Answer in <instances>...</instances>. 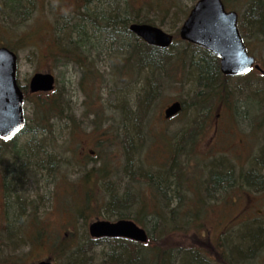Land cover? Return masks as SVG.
<instances>
[{
	"label": "rangeland",
	"instance_id": "374dc122",
	"mask_svg": "<svg viewBox=\"0 0 264 264\" xmlns=\"http://www.w3.org/2000/svg\"><path fill=\"white\" fill-rule=\"evenodd\" d=\"M11 1L0 0V4L8 6ZM97 1L99 0H95V2ZM35 2L33 10L26 18L15 19V14L11 17L5 11L3 17L5 16L7 21L5 23L0 21V44L10 43V45L17 48L16 53L19 57L18 78L21 85L29 86L30 79L36 72H51L56 77L55 89H58L61 93H66V97L68 96L71 99L73 114L69 124L66 121H60L59 118L50 116L49 122L53 125L47 122L43 125L45 128L42 124L39 127L40 122L38 124V120L41 119V111L38 108L39 100L43 103L47 99L54 98L56 94L54 92L41 93V97L31 95L30 99L24 104L28 130L31 133L20 135L16 139V144L19 147H25V144L34 137L37 141H41V151L43 153L52 152L54 154L57 144L65 147L68 143L70 148L75 150V153L73 161H41L40 172L35 165L26 164L24 159L16 160L19 164L12 167V163H16V161H12V156L9 152L7 153V150L3 151V158L0 161V225L2 226L0 227V242L1 240H7L8 243V241L16 240V237L25 234L36 236L37 238L32 244L14 243L18 247L24 246L25 251L31 252L29 258L25 261L26 264L44 259H51L56 264H66V257L61 255V248L77 243L84 245L90 239V223L97 219H105L103 204L100 206L95 198L88 207V209L92 207V210L88 213L87 209L84 217L79 216L78 212L72 210V207L77 205L82 190L89 186V184H85L88 170L99 166L101 161L107 160L108 167L110 165L114 166L113 172L116 169L120 171L117 174H110L108 171L105 176L111 178L106 179L107 182L104 186L108 187L109 190H118L120 196L126 192L130 194L129 191H132L134 200L141 196H152L154 191L157 190L147 185L146 175L151 173L155 179L160 178L162 180L161 185L174 180L171 171L169 173L168 171L163 172V170L169 168L167 164L175 158L171 157L167 151L169 148L177 150L178 142H183L188 133L193 131L200 113L193 108H190V110L188 108L185 114L180 112L174 118L165 119L164 110L176 100H183L191 105L190 103H193L195 93L198 90V82L191 74V82L187 85L175 84L173 86L169 83L170 86L167 89L164 86L165 84L158 81L156 78L157 72L153 69L152 77L157 79L156 87H159L158 100L153 105L150 104V108L147 110V119L142 120L141 127H135L137 130L135 132L137 149L132 154L131 150L127 151L125 145L118 140L115 144L113 142L110 151L108 148L110 138L108 139L109 136L105 131L109 130L107 123L109 117L113 116L110 114L111 110H116L115 116L120 117L117 114L118 111L122 110L120 113L123 116L124 111L131 112L136 109L137 97L142 88L145 73L141 72L140 76L136 75L132 83L122 79L107 83L97 80L88 86L82 83V71L76 68L77 65L74 62L64 63L62 60L51 58L48 55L51 38L55 35V32L58 33L56 29L57 22L61 23L63 17H71L72 20L77 19L79 17L78 13L73 10L82 3V0H36ZM187 2V0L179 1L182 5H187ZM247 2L245 0H228L230 9L236 10L240 14L239 24L243 23L242 15ZM188 4L191 6L189 2ZM182 9L187 11V8ZM83 11L84 8L78 12L83 13ZM181 14V11L178 13L177 10L173 9L165 16L157 17L163 24L158 25L159 23H157L156 26L175 35L174 44H176L166 49L168 51L185 47L184 42L186 41L180 38L179 28L188 15V11L183 18H181ZM4 24L8 26L9 32H5V29H3ZM243 27L244 31L241 32H243L249 52L256 57L259 64L264 68V42L256 43L254 39H251L250 33L252 31L248 30V25L244 26L243 24ZM28 36H30L33 45L27 44L25 48H21L25 44L19 45L17 40ZM64 36L66 37L67 34ZM94 40L97 47H93V42L90 41L91 45L88 46L87 50H90L92 55L96 56V62L100 70L105 72L107 76L113 68L120 69V67L127 64L128 55L119 52L116 46L111 45L112 43L108 41L104 33L103 36L100 34ZM252 78L253 76L245 79L232 78L229 82L235 94L229 99L230 105L228 106L226 101L217 102V106L215 104L216 108L212 111L213 115L210 114L208 117L212 124L197 139L193 150L195 154L200 153L205 157H209L208 162L196 166L195 162L199 161L196 157L187 160V157L184 156L180 159L183 162L186 160L192 161L190 166L184 167L186 175L198 176L199 179H195L194 183L197 181L205 197L208 195L206 187L209 188L211 185V183L208 184L207 179L215 171L223 170L221 164L225 163L226 168L247 172L250 163L254 161V157L261 155L260 150L264 147V109H261L260 105L264 98L262 93H258L261 89H256L262 83H257ZM107 79L113 80L114 78L107 77ZM82 85L85 86L86 90L93 91L94 89L95 94H87ZM93 85L94 87H92ZM235 106H237L236 111H234ZM75 110H77L78 116ZM96 110H100V117L95 114ZM121 119H123V122L125 121L124 117L119 120L121 121ZM128 125L127 129L121 125L118 130L123 133L127 131L130 134L132 123L130 122ZM52 139L56 140L55 143ZM104 139H106L105 142H101ZM100 143H102V146H98ZM67 155L70 156V153ZM131 155H133L131 161H134V163H132L131 168L129 167L126 170L125 166L127 163L130 164L131 161L128 160ZM232 161L236 166L233 165ZM52 162L57 165L56 169L55 167L50 168L49 165ZM158 170L162 171V174H155ZM5 173L7 179H9L8 181H10L7 187L4 180ZM167 179L168 181H166ZM94 188L97 190H94L92 196L94 195L93 197L97 199L101 198L103 202L106 195L105 188L101 185L100 188L98 186H94ZM171 188L170 185L168 191L170 199L167 200V203L171 202V205L168 208L165 206L163 208L164 212L170 211L173 206ZM196 189H198L197 185ZM247 195L243 196L242 202L237 201V204L232 203L231 200L228 202L221 200L218 201L219 205H216L214 199L207 206L206 213L201 212V210L199 212V209L193 207L197 213H200V221L195 222L194 226L189 224L187 229L175 234H163L162 238H158L159 242L157 244L169 248L173 241L178 238L179 241H183L189 246L188 248H201L203 245L200 240L204 241V239L200 234L204 230L199 229L205 225V228L211 232V234L206 233L209 238L208 242H205V249H212V252H214V239L222 230L219 224L221 219L228 224L229 219L233 223V220L238 216L240 219L247 217L246 220H251L256 216H264L263 195L256 194L254 200L246 205ZM249 195L254 194L250 193ZM10 196L16 197L14 208L10 205L7 206ZM20 200L22 201L20 202ZM176 201L178 202V199ZM77 206L80 207L81 204ZM39 207L41 211H39ZM152 207V204H150L149 208ZM6 213H8L7 219L9 222L5 220ZM29 214L41 216V224L37 222L40 218L36 220L31 217L28 221L25 216ZM22 215H24V219H21ZM22 220H25L24 224L21 223ZM15 221L17 223L13 224ZM8 223L9 226L14 225L12 233L9 229H5L6 224V228H8ZM2 233H7V237L1 239ZM156 233L152 231L151 234L155 236ZM107 248V246H101L93 249V253H97L99 261H102L105 257L104 253H106ZM14 249V247L11 249L12 253L16 254ZM104 250L106 251L104 252ZM212 252L208 251V254L211 255ZM263 253L264 251L260 256ZM259 259V263L264 264V255Z\"/></svg>",
	"mask_w": 264,
	"mask_h": 264
},
{
	"label": "trees",
	"instance_id": "16d2710c",
	"mask_svg": "<svg viewBox=\"0 0 264 264\" xmlns=\"http://www.w3.org/2000/svg\"><path fill=\"white\" fill-rule=\"evenodd\" d=\"M35 1L12 0L8 6L0 4V21L4 23L7 21L5 16L3 17V14L6 13L5 11L11 17L15 14V19L26 18L33 10L32 8L36 4ZM179 1L99 0L97 3L95 0H82V3L73 10L75 13H78L79 17L77 19L72 20L71 17H63L61 23L57 22L56 29L58 33L55 32V35L51 38L48 55L51 58L62 60L64 63L74 62L77 65L76 68L82 71V83L87 84V86L97 80L107 83L117 82L118 79H122L132 83L136 75L140 76L141 72L145 73V76L143 75L142 88L137 97L136 109L132 110L131 108V112L124 111L123 116L120 113L122 110H120V112H117L120 117H116V110H111L110 108V114L113 116L108 119L109 130L105 131L109 136L108 139L110 138L109 146L107 143L110 151L112 150L113 142L115 144V142L120 140L125 145L126 150H131L132 154H134L137 149V144H135V132L137 130L135 127H141L142 120L147 119L146 115L150 104L153 105L158 100L159 87H156L157 79L165 84V88L167 87L168 89L170 84L173 86L175 84L187 85L191 82V74H193L194 79L196 78L198 82V90L195 93L193 103H190L191 105L181 100V113L185 114L188 108L189 110L193 108L200 113L198 115L199 120L195 127H193V131L188 133L187 138L183 142H178L177 150L169 148L167 151L171 157L175 158L167 164L169 166L168 169L162 170L163 172L168 171V173L171 171L174 177L173 181H168L167 179L168 183L165 182L161 185L162 180L160 178L155 179L154 175L150 173L146 175L148 179L147 185L157 190L154 191L152 196H141L134 200V193L132 191H129L132 196L127 192L120 196L118 190H109L108 187L104 186L107 182L106 179L111 178H106L105 174L108 171L110 174H117L120 170L116 169L115 173V171H112L114 166L110 165L108 167L107 160L101 161L99 166L93 167L86 173L87 180H85V184H89V186L84 188L82 193H80L81 196L78 198L77 205L81 204V206L76 205L72 207L73 211L78 212L79 216L82 215L84 217L85 211L95 198L100 206L103 204L105 219L134 220L149 232L148 242L140 243L127 239H94L90 237L84 245L77 243L76 245H67L61 248V255L66 257V264H263L259 263V258L264 255L263 253L260 256L264 251V216H256L251 220H246L247 217L240 219L238 216L233 220V223L229 219L228 224L221 219L219 224L222 230L214 239V252H212V249H205V242H208L209 238V235L206 233L211 234L205 228V225L199 229L204 230L200 234L204 239V241L200 240L203 245L201 248H188L189 246L183 241H179L178 238L173 241L169 248H164L157 244L159 242L158 238H162L163 234H175L187 229L189 224L194 226L195 222L200 221V213L194 210L195 207L199 209V212L201 210V212L204 211L206 213L207 206L214 199L216 205H219L218 201L221 200L226 202L231 200L232 203L237 204V201L242 202L243 196L248 194L246 200V205H248L250 201L254 200L256 194L264 196V147L260 150L261 155L256 158L254 157V161L250 163L247 172L226 168L225 163L221 164L223 170L215 171L207 179L208 184L211 183L209 188L206 187V192L209 195L207 197L203 196L197 181L194 183L198 176L186 175L184 167L190 166L192 161H187L190 158L196 157L199 159V161L195 162L196 166L208 162L209 157H205L200 153L195 154L193 150L195 149L197 139L212 124L208 117L210 114L213 115L212 111L216 108L215 104L217 106V102L226 101V104L230 105L229 99L235 94V91L231 88L229 81L235 77L223 75L220 70L219 58L200 46L184 42V48L168 51L150 46L130 32L129 25L134 22L152 25H156L157 23H159L158 25L163 24L157 17L165 16L172 12L173 9L177 10L178 13L181 11V18H183L197 0H187L191 6H189L188 2L187 5H182ZM245 1L248 2L245 4V10L242 15L243 23L240 24L241 31H244L243 24L244 26L248 25V30L252 31L250 33L251 39H254L256 43H263L264 0ZM224 2L230 8L228 0H224ZM83 8V13L78 12ZM182 8H187V11ZM3 29H5V32H9L6 24L3 25ZM103 33L108 41L112 43L111 45L116 46L119 52L128 55L127 59L129 60H127V64L124 67H120V69L113 68L108 76L100 70L96 62V56L92 55L90 50H87L88 46L91 45L90 41L93 42V47H97L94 38L100 34L103 36ZM66 34L67 36L65 37L64 35ZM29 37H22L17 40L19 45L25 44L21 48H25L27 44L33 45ZM0 45L7 46L15 52L17 51V48L14 45H10V43H1ZM153 69L157 72V79L152 77ZM251 76H253L252 79L255 82L262 83L256 89H261L258 93H262L264 98V73L254 70L239 78L245 79ZM107 77H113L114 79L108 80ZM82 88L87 94H95L94 89L93 91L90 89L86 90L84 85H82ZM26 89L27 87H24L25 98L29 100L31 93ZM109 92L112 93L111 91ZM54 93L56 94L55 97L50 100L47 99L43 103L39 100L38 108L41 111V119L38 120V124L40 122L39 127H41V124L42 126L47 124L50 116L59 118L60 121H66L67 124L70 123L73 114L71 99L68 96L66 97V93H61L58 89ZM236 107H234V111H236ZM260 108L264 109V100ZM99 112L100 110H96L95 114L100 117ZM122 117H124L126 122H123V119L119 120ZM130 122L132 123L130 134L127 131L123 133L118 130V127L121 125L127 129ZM49 124L52 123L49 122ZM24 133H31V131L27 127ZM105 140L101 142H105ZM98 146H102V143ZM56 147V150L53 148L54 154L52 152L43 153L41 151V141H37L34 137L25 144V147H19L16 144V138L8 141L0 140V161L3 158L2 153L4 150H7V153L9 152L12 156V161L24 159V162L27 161L31 164L37 161H73L75 150L70 148L69 143L65 147L60 144H57ZM68 153H70V156L67 155ZM132 156H130L128 161L133 160ZM184 156L185 158L187 157V160L183 162L180 159ZM129 163V165L127 163L125 166L126 170L132 167L134 161ZM232 163L236 166L234 161ZM54 167L56 169L57 165L52 162L50 168L53 169ZM6 173L4 174V180L7 187L10 181H8ZM155 174H162V171L158 170ZM100 185L105 188L106 195L103 202L101 198L97 199L93 197L94 195L92 196L94 190H97L94 186L100 188ZM170 185L172 186L173 206L170 211L164 212L163 208L165 206L168 208L171 205V202L167 203V200L170 199L168 194ZM196 185L199 190L196 189ZM250 193L254 195H249ZM220 194L222 195L220 196ZM263 196L262 205L264 208ZM150 204H152V208H149ZM91 210L92 207L88 209V213ZM7 217L8 213L5 216L6 222L8 221ZM6 226L7 224L5 225V229L8 230ZM0 227L2 226L0 225ZM152 231L157 232L155 236L151 234ZM7 235V233H2L1 239L6 238ZM15 242L17 243L18 241L12 240L7 243V240H1L0 264H26L25 261L29 258L31 252L25 251L24 246H16ZM101 246H107L108 248L107 251L104 250V252L106 251L104 253L105 257L102 261H99L98 255L97 253H93V249ZM13 247L15 248L14 251L16 250V254L12 253L11 249ZM208 251H211L212 254L209 255Z\"/></svg>",
	"mask_w": 264,
	"mask_h": 264
},
{
	"label": "water",
	"instance_id": "95a60500",
	"mask_svg": "<svg viewBox=\"0 0 264 264\" xmlns=\"http://www.w3.org/2000/svg\"><path fill=\"white\" fill-rule=\"evenodd\" d=\"M238 13L228 11L223 0H197L180 28V37L190 43L202 46L220 57V68L229 76L244 75L252 68L262 71L250 55L238 27ZM130 31L148 44L169 48L174 36L162 28L133 23ZM17 54L0 46V138L10 139L25 128L23 111L24 93L18 84ZM55 77L50 72L36 73L31 78L32 92H49L54 89ZM182 105L172 103L166 110V118L179 113ZM93 237H125L139 242L148 241L146 230L133 220H98L89 227ZM35 264H53L50 259Z\"/></svg>",
	"mask_w": 264,
	"mask_h": 264
},
{
	"label": "flooded vegetation",
	"instance_id": "af4514ba",
	"mask_svg": "<svg viewBox=\"0 0 264 264\" xmlns=\"http://www.w3.org/2000/svg\"><path fill=\"white\" fill-rule=\"evenodd\" d=\"M39 96H41V94H39ZM18 165V163H17V161H16V163H12V167H14V166H17ZM11 172H12V170H11ZM16 197L15 196H10V200H9V204L7 203V206L9 207V205H10V207H13L14 208V203H16ZM22 200H20V202H21ZM41 207V206H40ZM39 207V211H41V208ZM31 209H33V208H31ZM8 212V211H7ZM24 212V211H23ZM34 213L32 212V215H33ZM32 215H26L25 216V218L27 217L28 218V221L30 220V218L31 217H34L36 220H38L39 218H40V220L39 221H37L38 223H40L41 224V216L39 217L38 215L37 216H32ZM24 219V215H22V217H21V219ZM17 221V220H16ZM14 222L13 224H15V223H17V222ZM25 221V220H24ZM24 221L22 220V222L21 223H23L24 224ZM8 222H9V220H8ZM21 223H19V225H21ZM13 226L14 225H10L9 226V223H8V229L10 230V232L12 233L14 230H13ZM21 227V226H20ZM9 232V233H10ZM37 237L36 236H32V235H29V234H25V235H21V236H18V237H16L15 239L18 241V242H20V243H22V244H30V243H32L35 239H36Z\"/></svg>",
	"mask_w": 264,
	"mask_h": 264
},
{
	"label": "bare ground",
	"instance_id": "6f19581e",
	"mask_svg": "<svg viewBox=\"0 0 264 264\" xmlns=\"http://www.w3.org/2000/svg\"><path fill=\"white\" fill-rule=\"evenodd\" d=\"M76 111V113H77V110H75ZM77 116H78V113H77ZM21 162V161H20ZM27 164H31V163H29V162H27V161H25ZM18 164H19V162H17ZM31 165H35V167H36V169L38 170V171H40L41 172V161H37V162H34L33 164H31ZM39 166V167H38ZM50 166V165H49Z\"/></svg>",
	"mask_w": 264,
	"mask_h": 264
}]
</instances>
